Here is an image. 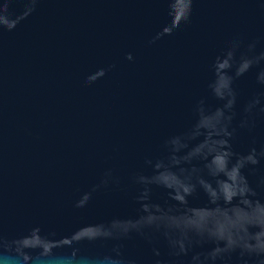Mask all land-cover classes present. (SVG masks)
<instances>
[{
	"label": "water",
	"instance_id": "water-1",
	"mask_svg": "<svg viewBox=\"0 0 264 264\" xmlns=\"http://www.w3.org/2000/svg\"><path fill=\"white\" fill-rule=\"evenodd\" d=\"M0 264H264V0H0Z\"/></svg>",
	"mask_w": 264,
	"mask_h": 264
}]
</instances>
